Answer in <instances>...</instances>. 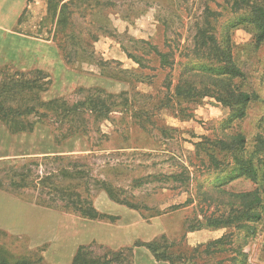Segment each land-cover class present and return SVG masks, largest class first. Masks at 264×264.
<instances>
[{"label": "rangeland", "instance_id": "1", "mask_svg": "<svg viewBox=\"0 0 264 264\" xmlns=\"http://www.w3.org/2000/svg\"><path fill=\"white\" fill-rule=\"evenodd\" d=\"M106 4L107 11L64 19L78 31L57 34L69 62L59 80L54 79L57 74L50 64L32 70H41L50 82L39 93L44 100L72 104L87 92L100 91L99 96L113 102L116 111L104 119L81 111L67 116L65 109L48 110L32 132L20 134L6 132L0 122V183L10 186L16 196L59 206L67 204L61 199L67 198V191L53 195V189L71 190L91 199L96 208L115 212L119 203L103 188L109 186L113 199L138 207L133 214L139 216L141 239L156 236L162 242L163 235L173 251L186 249L191 258L177 264H229L228 254L216 257L204 252L205 245L223 231L197 223L214 211V172L198 148L222 131L228 108L214 97L224 87L227 93L241 90L254 96L240 129L247 139L256 133L264 114V40L256 41L254 26L241 21L248 11L234 10L230 0H107ZM47 13L46 22L54 7L49 6ZM69 41L85 45L86 55L72 58ZM11 42L2 45L7 47L6 55L9 46L16 45ZM154 50L165 54V65ZM224 54L242 73L226 84L217 75L225 65ZM2 67L4 76L15 69ZM176 87L185 93L178 95ZM38 119L35 115L26 120ZM59 211L61 216H78ZM0 219L29 235L46 223L19 203L5 204L1 199ZM76 223V228L84 227L83 221ZM197 225L200 228L190 230ZM121 243L128 242L116 244ZM258 243L244 247L251 263L258 262ZM55 246L63 249L65 257H52L48 250L45 258L57 262L67 258L61 263L65 264L74 251L75 237L58 238ZM89 247L99 257L108 250L95 241ZM197 247L201 255L195 254ZM135 252L133 264H159L149 262L143 249Z\"/></svg>", "mask_w": 264, "mask_h": 264}, {"label": "trees", "instance_id": "2", "mask_svg": "<svg viewBox=\"0 0 264 264\" xmlns=\"http://www.w3.org/2000/svg\"><path fill=\"white\" fill-rule=\"evenodd\" d=\"M230 1L234 10L248 11V15L243 16L241 21L252 24L256 29V41H263L264 3H254L250 0ZM158 55L160 64L165 65V54L158 53ZM130 57L139 63L136 56ZM222 57L225 65L217 69V75L220 79L219 82L226 84V80L240 77L242 73L232 63L229 56L224 54ZM11 74L10 76L0 74V122L4 125L6 132L10 134L32 132L35 129L34 125L43 121L41 118L45 116L48 110L54 111L53 109L56 110L57 108L59 110L65 109L64 112L67 116L70 113L81 111L94 115V118L99 115L104 119L108 118L109 113L116 111L112 107L113 102L99 96L100 91L87 92L81 101L72 104L57 98L44 100L39 93L45 92L48 89L45 85L50 82L44 80L47 76L39 69L25 72L13 69ZM218 90L219 92L214 99L228 108V114L221 121L222 131L220 134L214 135L212 139H207L206 145L198 148L205 154L208 167L212 168L214 172L212 182L214 211L212 216H203V222L197 220L199 221L197 223L223 232L219 237L205 245L204 252L216 257L228 254L229 264H264V114L258 120L256 133L251 139H247L245 133L240 129V123L245 117L247 106L254 96L241 90L227 93L226 87ZM176 92L179 93L178 95L185 93L177 87ZM35 115L39 117L37 121L26 120L29 116ZM71 129L76 128L71 127ZM76 131L79 132L78 128L74 130V133ZM187 179L188 184L190 180L188 177ZM184 184L186 185L185 181ZM103 188L109 197L111 196L110 199L113 202L125 204L132 209L138 208L131 203H123L113 199V192L109 186H103ZM53 191V195L67 191L65 194L67 198H61L62 200L66 199L67 204L53 205L47 200L37 202L41 205L70 211L85 219H115L114 216L99 212L91 199H82L76 192L72 194L71 190L59 191L57 188ZM196 228L200 227L197 225L190 230ZM160 238L162 242L159 239L136 241L134 247L144 248L159 264L188 262L191 258L186 254V249L173 251L172 245L166 242L165 236L162 235ZM257 241H259L258 262L251 263L244 247ZM125 249L116 252L107 251L99 257L91 255L88 249L80 246L70 264H127L125 257L122 256ZM194 252L201 255L198 247L194 249ZM20 264L46 263L42 262L39 257H28L22 260Z\"/></svg>", "mask_w": 264, "mask_h": 264}, {"label": "crops", "instance_id": "3", "mask_svg": "<svg viewBox=\"0 0 264 264\" xmlns=\"http://www.w3.org/2000/svg\"><path fill=\"white\" fill-rule=\"evenodd\" d=\"M48 2L51 5H48ZM106 2L107 0H0V67L8 65L18 71L25 72L34 67H41L40 65L43 64H50L54 66V74H57L54 79L59 80L58 74L60 72L66 73V66L69 62L65 61L68 52L66 55L63 53L64 42L57 37V34L78 31L70 26L68 20L66 23L64 19L79 15L93 16V11L98 10L107 11ZM49 6L54 7V15L49 16L46 22L45 18H47ZM76 11L81 12L77 14ZM99 14L94 13V15ZM11 41H14L16 45L9 46L11 52L6 55L4 50L7 47L2 45H5L6 42L12 43ZM70 44L73 47L69 48L74 49L72 58L86 55L82 51L85 49V45L80 47V43H70L69 41L68 45ZM13 49L15 50L14 53H12ZM11 53L12 55H10ZM73 63L75 64L77 61L73 60ZM1 164L3 162L0 161ZM9 187L0 183V199L5 204L11 201L17 202L24 208L32 210L33 214L45 218L46 223L40 230H35L33 234L29 235L26 229L14 230L8 221L0 219V264H20L22 260L28 257H39L46 264H61L67 258L62 262L48 261L45 258L46 251L51 250L52 257L54 255L62 256L63 249L61 248L62 251H60V247L59 250L57 246L54 247L55 240L58 238L71 239L72 237H75L74 251L70 261L65 264L71 263L80 246H84L90 251L89 244L92 241L99 245L106 244L108 246L107 251L112 252L128 248L122 253L127 264H133L136 249L138 252L143 249L149 262L156 263L154 257L144 248L134 247L136 241L156 239V236L151 239L140 238L138 232L139 216L133 214L137 213L135 209L128 208L123 204H119L118 208H115L117 209L115 212L96 208L99 212L114 216V220L108 218L91 220L79 216L66 217L61 216L60 208L41 205L37 201L16 196ZM134 215H136L135 218ZM79 221H83L84 227L76 228V222L80 223ZM92 233L96 234L93 236ZM124 239L128 242L127 244H116Z\"/></svg>", "mask_w": 264, "mask_h": 264}]
</instances>
